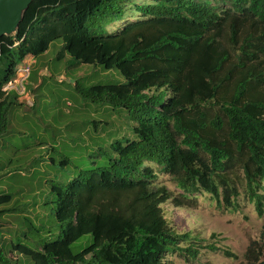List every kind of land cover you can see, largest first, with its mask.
<instances>
[{
  "label": "trees",
  "instance_id": "obj_1",
  "mask_svg": "<svg viewBox=\"0 0 264 264\" xmlns=\"http://www.w3.org/2000/svg\"><path fill=\"white\" fill-rule=\"evenodd\" d=\"M56 41L57 61L121 75L75 88L126 111L133 138L112 141L106 166L52 187L57 239L36 248L11 242L9 253L26 264H175L166 259L174 254L192 262L219 248L176 232L163 204L188 207L202 192L232 208L243 189L262 214L264 0L33 1L18 32L0 38V138L18 105L4 88L19 63ZM158 173L173 178L177 195L155 186ZM10 201L0 194V217ZM257 246L251 242L244 264H264ZM0 264L23 263L0 248Z\"/></svg>",
  "mask_w": 264,
  "mask_h": 264
},
{
  "label": "rangeland",
  "instance_id": "obj_2",
  "mask_svg": "<svg viewBox=\"0 0 264 264\" xmlns=\"http://www.w3.org/2000/svg\"><path fill=\"white\" fill-rule=\"evenodd\" d=\"M61 45L56 41L43 55L18 64V68L28 65L31 72L0 138V194L11 195L4 206L9 212L0 217V248L12 262L18 259L26 264L23 257L9 253V243L36 248L57 239L52 187L70 182L81 171L106 166L105 153L112 141L133 138L135 123L126 111L83 99L75 88L76 84L88 87L122 82L121 75L90 65L69 66L73 64L69 57L57 61ZM154 184L173 196L179 193L167 174L158 173ZM238 193L232 208L225 207L221 197L217 202L202 192L188 207H175L170 201L163 204L165 218L176 232L219 248L216 252L201 250L192 262L177 254L166 259L175 264H244L251 242L262 251L264 205L259 214L243 189ZM73 248L78 251L79 243ZM221 250L236 258L224 257ZM261 260L264 262V253Z\"/></svg>",
  "mask_w": 264,
  "mask_h": 264
},
{
  "label": "water",
  "instance_id": "obj_3",
  "mask_svg": "<svg viewBox=\"0 0 264 264\" xmlns=\"http://www.w3.org/2000/svg\"><path fill=\"white\" fill-rule=\"evenodd\" d=\"M35 0H0V38L12 37L30 4Z\"/></svg>",
  "mask_w": 264,
  "mask_h": 264
},
{
  "label": "built area",
  "instance_id": "obj_4",
  "mask_svg": "<svg viewBox=\"0 0 264 264\" xmlns=\"http://www.w3.org/2000/svg\"><path fill=\"white\" fill-rule=\"evenodd\" d=\"M30 72H31V67H29L28 65L24 66L23 68H18L17 66L15 79L6 85L4 90L7 92L13 91L18 96L21 93L23 94L25 90L24 83L28 80Z\"/></svg>",
  "mask_w": 264,
  "mask_h": 264
},
{
  "label": "crops",
  "instance_id": "obj_5",
  "mask_svg": "<svg viewBox=\"0 0 264 264\" xmlns=\"http://www.w3.org/2000/svg\"><path fill=\"white\" fill-rule=\"evenodd\" d=\"M65 57H67V56H65ZM26 59H29V57H27ZM36 59V58H35ZM33 62L32 63H34V64H36L37 62H34V60H32Z\"/></svg>",
  "mask_w": 264,
  "mask_h": 264
}]
</instances>
